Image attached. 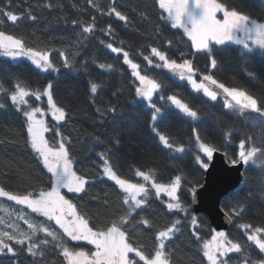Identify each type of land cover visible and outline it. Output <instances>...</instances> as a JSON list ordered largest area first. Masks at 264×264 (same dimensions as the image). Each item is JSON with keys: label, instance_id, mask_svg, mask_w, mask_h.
I'll return each mask as SVG.
<instances>
[{"label": "trees", "instance_id": "obj_1", "mask_svg": "<svg viewBox=\"0 0 264 264\" xmlns=\"http://www.w3.org/2000/svg\"><path fill=\"white\" fill-rule=\"evenodd\" d=\"M49 2L53 4L52 8L45 7ZM96 2L107 11L110 0ZM220 2L264 22V0ZM7 3L8 0H0V8H5ZM74 4L76 7H73ZM115 6L129 17L127 25L114 16L100 15L86 0H11L8 11L20 14L31 9L36 20L25 17L16 24L7 20L0 24V31L22 38L29 47L67 49L70 55L75 54L74 70L61 68L58 74L41 72L27 60L11 61L0 56V81L9 89L15 83L13 77L17 76L32 89L43 90L49 81L54 84L53 97L66 109L69 117L65 121L56 122L48 115L46 121L50 129H58L71 140L69 151L75 170L90 179L86 193L73 194L66 189L61 191L94 226L108 224L125 211L118 187L102 175L103 161L100 153H106L118 174L133 182H143L142 178L134 175L136 169H155L158 182L167 183L175 175L183 173L190 182L187 184L190 188L196 181L203 184L205 178V171L194 158L197 155L194 149L195 132H199L206 142L217 145L228 157L236 156L241 139L252 137L257 147L264 144V120L256 114L241 116L225 109L223 100L210 101L202 93L194 92L187 82L173 78L168 70L147 65L139 55L140 52L144 56L149 55L150 47L155 46L181 62L180 54L183 53V58L192 59L194 66L201 72H211L227 87H242L259 99L264 97V56L260 52L241 56L239 46L232 45L223 49L216 46L213 53L219 64L217 69H211L208 58L196 52L183 30L172 28L170 22L163 19L164 13L159 9L157 0H116ZM92 16L96 17L97 29L112 25L116 34L114 46H122L120 41H123L125 50L140 64L142 74L151 76L165 86V97L178 94L198 112L200 119L194 122L178 110L165 105L164 101H159L155 96L153 98L157 106L162 107L165 116L156 123V128L177 145H185L188 149L186 152H170L159 141L152 128L151 113L136 96L138 82L134 83L131 69L123 62L122 54L112 53L100 43L112 42V38L99 31L85 38L80 34V27L72 24L73 20L88 23ZM167 40L173 42L171 46L167 45ZM52 59L58 67L62 64L58 52L52 51ZM100 63L113 65V70L100 69ZM249 73H253L255 78H250ZM90 82L102 84V89L95 96L90 93ZM3 102L8 107L0 109V185L19 194L38 189L48 190L51 187L50 173L28 144L23 116L13 110L7 99ZM31 103L47 109L46 99L40 102L33 100ZM97 107H115L117 112L101 118L96 112ZM229 132L230 141L225 135ZM45 136L50 143L58 139L54 131ZM256 160L258 166L249 165L244 168L241 185L221 200V208L225 212L237 206L244 210L240 218L233 220V226L228 231L230 238L242 244L246 236L238 229V224L264 226V165H260L264 155L257 154ZM180 195L190 206L187 216L184 213L169 212L164 203L167 199L165 195H150L149 204L140 215L152 220L157 228L180 219L181 231L168 244L174 253V264H207L200 247L202 241L196 240L190 228L191 216L200 218L197 231L203 240L211 239L214 228L206 215L194 213L190 194L182 188ZM0 202L10 211L22 210L33 220H46L39 214L31 213L27 206L16 205L6 198H0ZM5 215L0 211V216ZM8 219L11 222L16 217L13 215ZM19 223L26 229L22 221ZM128 230L131 239L143 244L147 251L155 246V229L137 225L134 220ZM65 243L75 250L83 248L85 251H94V247L85 241L69 242L65 238ZM229 255L231 258L228 264H242L239 255ZM250 255L252 259L264 258L255 247L250 249ZM0 264H66V261L56 249L50 247L43 260L35 259L21 250L16 258L0 256Z\"/></svg>", "mask_w": 264, "mask_h": 264}, {"label": "snow or ice", "instance_id": "obj_2", "mask_svg": "<svg viewBox=\"0 0 264 264\" xmlns=\"http://www.w3.org/2000/svg\"><path fill=\"white\" fill-rule=\"evenodd\" d=\"M157 2L159 9L164 13L163 19L170 22L172 28L183 30L196 52L203 53L208 58L211 69H217L219 64L216 54L213 53L216 46H221L223 49L235 45L239 46L241 56L254 54L256 50L264 56V22L253 19L242 10L230 8L227 3H222L220 0H157ZM86 3L100 15L114 16L126 25L130 22L129 17L115 6L116 0H110L107 11L96 0H86ZM8 7H11V0H8L5 8H0V24L4 20L16 24L25 17L36 20L31 9L17 14L14 11H8ZM45 7L52 8L53 4L49 2ZM73 7L76 5L74 4ZM218 13L222 14V18L217 17ZM72 24L80 27V34L85 38L96 31L112 38V42L105 44L104 41H100V43L112 53L122 54L123 62L131 69L134 83L138 82L135 88L136 96L151 113L152 128L159 141L170 152H186L188 149L185 145H177L156 128V123L162 121L165 116L162 107H158L153 98L155 96L159 101H164L165 105L178 110L194 122L200 119L198 112L178 94L165 97L163 95L165 86L151 76L142 74L140 64L136 63L129 51L125 50L123 41H120L122 46H114L116 34L111 24L97 29L95 16H92L88 23L73 20ZM166 43L171 46L173 42L167 40ZM52 51L58 52L62 60L59 67L53 62ZM139 55L143 57L147 65L168 70L173 78L187 82L194 92L202 93L210 101H217L218 96H221L225 109L236 111L241 116L254 113L264 120V97L258 99L242 87H227L211 72L207 74L201 72L194 66L192 59L183 58V53L180 54L181 62L155 46L150 47L149 55L144 56L143 52ZM0 56L9 58L11 61L27 59L36 69L44 73L58 74L61 68L74 70L75 54L70 55L67 49L29 47L22 38L4 31H0ZM98 67L102 70H113L111 64L100 63ZM248 75L250 78H255L253 73ZM13 79L15 83L11 89L6 88L3 81H0V109H7L8 104L3 102L7 99L13 110L23 116L28 144L50 173L51 187L48 190L38 189L19 194L8 191L0 185V198H6L7 201L15 202L16 205L27 206L31 213L46 218L44 221L33 220L22 210L10 211L0 202V211L6 213L5 216H0V256L16 258L23 250L31 257L43 260L46 250L51 247L59 252L66 264H174V253L168 244L181 231L182 221L175 219L171 224L157 228L152 220L141 216L140 212L144 211L149 204L150 195L160 197L164 194L167 198L164 203L169 212L184 213L187 216L190 206L181 199V189L190 194L195 202L197 194L205 188V185L196 181L188 188L187 184L190 182L183 173L175 175L167 183L158 182L155 169L146 171L136 169L134 175L143 180L142 183H136L118 174L107 154L100 153L103 161L102 175L118 187L122 195L121 204L125 211L123 215L117 216L108 224L94 226L89 218L77 211L76 205L61 191L66 189L68 193H86L90 179L78 174L75 170L69 151L71 140L64 137L58 129H50L45 119L49 114L56 122L65 121L69 117L66 109L53 97L54 84L49 81L43 90H40L32 89L18 76ZM101 89L102 84L89 83V90L93 96ZM43 99H46L47 109L38 104L33 106L31 103L33 100L40 102ZM96 112L104 118L109 113L115 114L117 109L97 107ZM50 131H54L55 136L58 137L55 143H50L45 136V133ZM225 135L230 141L231 133ZM194 139V149L197 153L194 157L195 161L202 170L207 171L213 167L214 155L220 149L217 145L202 139L199 132H195ZM116 142L119 143V141ZM257 154L264 155V144L255 146L252 137L239 141L235 157H228V154L224 153L228 164L233 168L237 166L247 168L249 165L257 167ZM260 165H264V161H260ZM105 204L107 205L106 200ZM243 211V208L239 206L230 207L225 215L231 222L240 218ZM13 215L16 219L9 222L8 218ZM134 220L137 225L155 229V246L151 251H147L143 244L131 239L128 229ZM20 221L27 226L26 229L21 226ZM199 224L200 218L192 215L190 228L196 240L202 241L200 247L207 264H228L231 258L229 254L239 255L242 258V264H264V258L252 259L250 255V249L255 247L261 257H264V226H253L251 223L238 224V229L242 230L246 236V241L242 244L230 238L229 233L224 230H212L211 239L203 240L197 231ZM65 238L69 242L85 241L94 246V251H85L83 248L72 249L68 243H65Z\"/></svg>", "mask_w": 264, "mask_h": 264}, {"label": "water", "instance_id": "obj_3", "mask_svg": "<svg viewBox=\"0 0 264 264\" xmlns=\"http://www.w3.org/2000/svg\"><path fill=\"white\" fill-rule=\"evenodd\" d=\"M244 168V166L233 168L228 164L224 152H217L213 158V167L205 171L203 182L205 188L197 194L195 202L192 200L194 213L206 215L216 231L228 232L233 226V221L229 222L221 208V200L241 185Z\"/></svg>", "mask_w": 264, "mask_h": 264}, {"label": "rangeland", "instance_id": "obj_4", "mask_svg": "<svg viewBox=\"0 0 264 264\" xmlns=\"http://www.w3.org/2000/svg\"><path fill=\"white\" fill-rule=\"evenodd\" d=\"M217 17L218 18H222V14L221 13H218L217 14ZM260 22V21H259ZM256 51H258V52H260L259 50H256ZM6 58V57H5ZM9 59V58H8ZM23 60H27V59H23ZM28 61V60H27ZM30 62V61H29ZM175 79H178V78H175ZM179 80V79H178ZM218 99H221V100H223L222 99V97L221 96H218ZM231 111V110H230ZM232 112H235V113H238V112H236V111H232ZM50 115V114H49ZM45 119H47V116L45 117ZM46 134V133H45ZM106 178V177H105ZM161 195H164V194H161ZM94 247V246H93Z\"/></svg>", "mask_w": 264, "mask_h": 264}]
</instances>
